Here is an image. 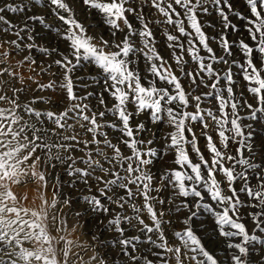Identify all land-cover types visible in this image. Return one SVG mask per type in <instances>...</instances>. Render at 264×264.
<instances>
[{"label": "snow or ice", "instance_id": "snow-or-ice-1", "mask_svg": "<svg viewBox=\"0 0 264 264\" xmlns=\"http://www.w3.org/2000/svg\"><path fill=\"white\" fill-rule=\"evenodd\" d=\"M245 3L247 15L231 0H2L0 264H264V138L254 131L264 127V0ZM77 7L101 15L107 35H93ZM161 28L169 57L156 43ZM169 156L173 167L155 171ZM28 182L37 206L13 190ZM65 187L107 217L111 259L96 250L97 233L83 244L61 234ZM173 208L186 213L179 230L165 219ZM203 211L223 259L199 235Z\"/></svg>", "mask_w": 264, "mask_h": 264}, {"label": "rangeland", "instance_id": "rangeland-1", "mask_svg": "<svg viewBox=\"0 0 264 264\" xmlns=\"http://www.w3.org/2000/svg\"><path fill=\"white\" fill-rule=\"evenodd\" d=\"M9 2H12V0H9ZM16 2H19V0H16ZM0 3H2V0H0ZM231 3L233 4L234 8L241 12L242 14L247 15L248 14V9L245 3V0H231ZM42 8V5L39 6ZM79 17L81 20L84 21V23L88 24L90 23L92 25V27L89 29V31L95 35L98 34L100 32H103L105 35H107V29L105 27V25L102 23L103 17L101 15H99L97 12L93 11L91 13V15H89L87 13L86 10L81 9L80 7H77L76 9ZM145 11H148V9H145ZM154 12V10H152ZM13 15L15 14H9V17L11 18ZM214 18V14L213 16H207L204 19L205 20H209V19H213ZM233 22L238 26L239 28V32L241 35H245V28L243 26V22L239 19L233 18ZM135 23V21H134ZM207 31L209 32L210 35H215V29H211L208 28ZM45 40L47 41V43L49 45H55L57 43L56 41V37L54 34L52 33H45ZM233 36H235V33H233ZM14 38V37H11ZM156 43L158 45L159 50L162 52V54L165 57H169L170 56V51L167 49V47L165 46V38L163 36V29L161 28L159 31H157V40ZM214 48L216 47L215 44L212 45ZM60 47L61 49H63L65 47V44L63 42L60 43ZM33 55L35 56V58L37 59L38 62L40 61H46L45 57L40 54L38 51L33 52ZM55 58V57H53ZM16 59H20L19 56L16 57ZM171 63H173V66H175L174 61H170ZM13 63H15V61H13ZM192 65L190 64L189 67H191ZM141 68L143 69V64H141ZM21 71L24 72L25 76L32 74L30 73L26 68L25 69H21ZM53 71H56L55 68H53ZM98 70L95 67H88L87 68V73L90 74H95ZM79 75H84L85 73V69L81 68V70L78 72ZM50 78L49 75H42L41 77H39V79L42 80V82H47L48 79ZM19 86V85H17ZM32 87H35V85H32ZM243 87V82L241 81V88ZM91 90V89H89ZM41 93L37 92L36 95H40ZM247 95V93H245ZM42 106V105H41ZM140 119L142 120H147V116H141ZM151 126V125H149ZM155 127L159 128L160 131L157 133L158 136H162L165 132L168 131V128L166 127L165 124H159L156 125ZM196 131H197V135H199V126L196 125L194 126ZM210 133L212 132L211 128L209 129ZM254 131L258 134L259 137L264 138V127H258L255 128ZM214 134V133H212ZM204 139L201 138L200 139V146L203 149L204 148ZM77 155H79V153H77ZM205 155H207V152L205 151ZM168 163H163L161 161H157L156 165H155V171L159 172L163 167H173V165L171 164V157H166L165 158ZM195 159V157H194ZM64 179H67V177H63ZM81 189H83V185L80 186ZM18 195L20 196H24L25 194L28 196L27 201H25V203L28 206H37L40 203L39 200V191L37 190V185L35 184V182H28L26 183L23 187L21 186H16L13 189ZM45 195L47 196V198L50 200L52 197V190L51 188H48L46 190H44ZM172 190L169 188L168 190L164 191L161 195L164 197H169L171 195ZM63 193H67L72 197V204L71 206H63L61 205V207L63 208V212L67 214L66 219L68 222V232L65 233H61L62 235H67L69 239L75 240L78 243H85L86 241H90L91 240V233H97V235H99L100 240L103 242V244H98L96 246V250L97 251H107L108 252V256L109 259H111L114 255L115 252L111 249V248H107L106 246L108 244L111 243V238L113 236V233L106 227V222H107V217L105 216H96L94 213H92L91 211H86V206L84 205L83 201L81 200V193L73 190V189H69L67 187H65L63 189ZM36 196V197H35ZM34 197V198H33ZM34 202V203H33ZM176 204H179V200L176 201ZM165 209H167L169 207V205H165L164 206ZM74 211H80L83 213V215L79 218V220L77 219V217L73 214ZM128 213L131 214V209H128ZM184 215H186V213L182 210L181 212L177 213L175 211V208H173L171 213H168L165 217V219H170L173 221L174 227L176 230H179V228L182 226L180 221L183 219ZM196 224L197 227L200 224L204 225V230L203 231H199V235L201 236H205L207 234V238H206V243L208 244V246L210 248H216V254L217 256L221 257V259L224 258V256L226 255V253L222 250L223 246H217L216 244L213 243H208L209 241H211L212 239V232L211 229L214 227L213 225V218L210 216V214L207 211H203L200 215H198L196 218ZM100 220H104L105 223L101 224ZM82 224L83 228L77 227L75 231H71L72 227L74 225L77 224ZM249 228H251V223H249ZM166 228H168V225H165ZM132 230L129 229V232H131ZM55 234V233H54ZM137 235H139V233H137ZM167 235L169 236V239L171 240V242L175 243V239L171 236V229H169V232L167 233ZM75 251H80V249H74ZM93 249L92 248H88L87 252H81V255L83 256V260L84 261H88L89 257L92 255ZM118 264H124V261L117 256L116 257ZM225 264H227V261H225Z\"/></svg>", "mask_w": 264, "mask_h": 264}, {"label": "bare ground", "instance_id": "bare-ground-1", "mask_svg": "<svg viewBox=\"0 0 264 264\" xmlns=\"http://www.w3.org/2000/svg\"><path fill=\"white\" fill-rule=\"evenodd\" d=\"M28 197V196H27ZM36 197V196H35ZM34 198V197H33Z\"/></svg>", "mask_w": 264, "mask_h": 264}]
</instances>
